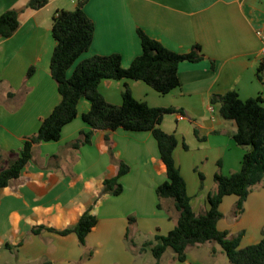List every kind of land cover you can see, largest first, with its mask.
Instances as JSON below:
<instances>
[{"label":"crops","instance_id":"crops-1","mask_svg":"<svg viewBox=\"0 0 264 264\" xmlns=\"http://www.w3.org/2000/svg\"><path fill=\"white\" fill-rule=\"evenodd\" d=\"M82 1L48 0L44 8L33 10L27 8L30 0H0V16L9 10L20 12L15 35L0 37V172L18 157L25 140L38 133L61 101L50 72L56 47L53 16L60 9L74 10ZM83 7L95 24V36L80 60L120 54L123 67L129 68L142 54L138 29L177 53H188L197 44L202 47L206 58L181 63V86L167 95L127 79L104 80L100 91L109 102L120 105L128 85L133 96L150 107L179 111L166 115L161 128L178 137L176 164L195 213H205L208 196L215 190V174L239 172L249 150L237 145L236 123L219 115L211 99L232 90L242 100L264 95V71H258L264 59V0H88ZM31 68L35 73L27 78ZM90 108L91 102L81 99L78 116L63 128L61 139L35 146L20 177L0 189V264L75 263L82 254L75 234L44 231L35 235L32 230L39 226L63 230L77 224L88 210L98 218L87 237L90 245L94 241L100 245L114 232L125 238L130 216L136 218L134 234L153 237L144 242L175 228L177 213L158 208L156 189L168 177L151 132L97 130L91 144L79 149L71 146L82 131H91L83 120ZM120 161L130 166L121 178L123 193L103 194L104 180L118 173ZM203 167L211 184L196 196L194 188L201 186L196 169ZM238 199L224 198V218L218 228L230 237L243 234L241 248H245L264 237V180L248 197L241 215L234 213ZM172 206L168 202L171 210ZM222 251L189 247L187 261L180 264H215ZM135 257L129 254L127 264H134Z\"/></svg>","mask_w":264,"mask_h":264},{"label":"trees","instance_id":"trees-1","mask_svg":"<svg viewBox=\"0 0 264 264\" xmlns=\"http://www.w3.org/2000/svg\"><path fill=\"white\" fill-rule=\"evenodd\" d=\"M88 0H83V6ZM48 4V0H30L27 8L39 10ZM74 10H57L53 16L52 33L56 41L50 72L55 80L60 103L52 113L43 120L36 135L28 137L18 157L0 172V189L7 187L20 177L34 156L35 146L43 142L59 141L63 128L78 116V105L81 99L91 102L90 110L83 115V120L91 127L90 132L82 131L71 146L79 149L91 144L92 136L97 130L117 131L123 129L131 132H151L157 141L161 161L166 168L168 180L156 189L158 208L167 213L176 212L175 228L167 235H156L154 240L145 242L141 251L151 249L152 255L160 264L163 255L171 248L178 262L188 259V248L200 246L208 242H217L225 252L231 264H264V237L254 245L241 248L242 235L230 237L227 231H220L219 222L224 218L221 211L223 200L227 196L239 199L234 213L241 215L244 204L250 194L264 180V95L242 100L235 90L223 95H214L212 105H220V114L225 120L234 121L237 132L234 140L240 147L249 150L243 157L241 170L232 175L215 174V190L208 196L209 209L205 213L196 214L192 199L188 194L187 183L175 161V151L180 142L175 134L165 132L161 125L166 115L179 112L175 108L150 107L146 102L137 100L128 85L122 93L120 105L109 102L100 91L104 80H133L146 83L161 95H167L181 86L179 66L183 62L198 63L206 57L200 45H194L188 53H177L150 37L142 29H138L142 54L135 58L129 68L123 67L120 54L108 56L96 55L80 60L93 45L95 24L87 16L84 7ZM20 12L9 10L0 16V37L9 39L18 31ZM73 70L72 73L70 71ZM259 73L264 71L262 59ZM35 69L28 71L31 78ZM107 142L109 139H106ZM187 149V145L184 144ZM111 155H113L111 150ZM130 172V166L119 162V171L115 176L104 180L103 194L119 196L124 187L121 178ZM201 188L204 175L200 173ZM168 202L172 203L168 207ZM173 219V216L170 215ZM136 218L129 217V227L125 235L133 247L138 245L132 239ZM98 224V218L86 211L77 224L63 230L35 227L32 233L39 235L44 231L61 236L75 234L83 248L87 247V237ZM264 235V231H263Z\"/></svg>","mask_w":264,"mask_h":264},{"label":"rangeland","instance_id":"rangeland-1","mask_svg":"<svg viewBox=\"0 0 264 264\" xmlns=\"http://www.w3.org/2000/svg\"><path fill=\"white\" fill-rule=\"evenodd\" d=\"M216 109V112L220 114V105H214L213 106ZM167 117H169L167 115ZM197 170V173L199 174L197 177L200 179V173H205L206 177L203 181V188L201 186L197 187L195 186V191L198 192L196 196L199 195L204 188L210 186L209 182H207V170L203 167L201 170ZM202 174V173H201ZM188 177V176H187ZM188 179L192 182L191 177H188ZM105 237V236H104ZM147 238L152 239L153 237L151 235L142 234L140 232L133 234L132 239H134V242L138 244V247H133L129 240H126V238H123L119 234V232H114L111 236H106L105 242H101L100 245H96V241L92 242V245L87 243L88 248H83L81 246L82 254L81 258L77 260L73 264H127L126 257L129 256V254H135L137 258L135 257L134 264H157V260L152 255L151 249L148 248L146 251H141L142 245L145 243L144 241L147 240ZM202 247L206 251H211L212 249L216 248L218 250H223L222 247L215 241L208 242L206 244H203ZM191 249V248H190ZM223 256L220 257L215 264H231L228 260L226 254L224 251ZM175 252L169 248L167 252L165 253V257L163 260V264H180L178 262Z\"/></svg>","mask_w":264,"mask_h":264},{"label":"built area","instance_id":"built-area-1","mask_svg":"<svg viewBox=\"0 0 264 264\" xmlns=\"http://www.w3.org/2000/svg\"><path fill=\"white\" fill-rule=\"evenodd\" d=\"M261 53H262V55L264 56V44H263V46H262Z\"/></svg>","mask_w":264,"mask_h":264},{"label":"water","instance_id":"water-1","mask_svg":"<svg viewBox=\"0 0 264 264\" xmlns=\"http://www.w3.org/2000/svg\"><path fill=\"white\" fill-rule=\"evenodd\" d=\"M78 7L81 8L82 7V4H79Z\"/></svg>","mask_w":264,"mask_h":264}]
</instances>
